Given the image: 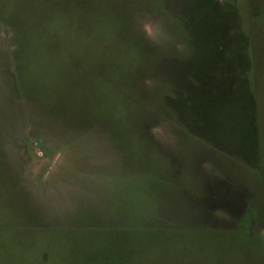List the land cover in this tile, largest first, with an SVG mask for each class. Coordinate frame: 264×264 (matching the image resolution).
Returning <instances> with one entry per match:
<instances>
[{"label":"rangeland","instance_id":"374dc122","mask_svg":"<svg viewBox=\"0 0 264 264\" xmlns=\"http://www.w3.org/2000/svg\"><path fill=\"white\" fill-rule=\"evenodd\" d=\"M0 264H264V0H0Z\"/></svg>","mask_w":264,"mask_h":264}]
</instances>
